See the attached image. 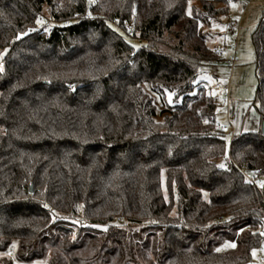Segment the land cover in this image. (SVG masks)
Listing matches in <instances>:
<instances>
[{
  "label": "trees",
  "instance_id": "16d2710c",
  "mask_svg": "<svg viewBox=\"0 0 264 264\" xmlns=\"http://www.w3.org/2000/svg\"><path fill=\"white\" fill-rule=\"evenodd\" d=\"M233 1L0 0V264H253L264 133L199 79ZM252 43L263 122L264 11Z\"/></svg>",
  "mask_w": 264,
  "mask_h": 264
},
{
  "label": "rangeland",
  "instance_id": "374dc122",
  "mask_svg": "<svg viewBox=\"0 0 264 264\" xmlns=\"http://www.w3.org/2000/svg\"><path fill=\"white\" fill-rule=\"evenodd\" d=\"M48 8L44 9L45 15L48 14ZM264 11V0H235L231 2L228 14L223 18L221 25L215 24L212 31L218 32L209 43L218 45L221 48H228L226 54H235L239 59V62L233 68L230 65L216 64L203 68L202 73L199 75V79L205 81L210 88V92L214 94L217 104V118L218 121L228 124V102L224 100L215 90V84L220 82L221 78L215 73L216 70L223 71V74L228 78L233 73V100L234 104L240 103L237 107L234 105V119L239 118L240 121H249L253 119L255 121V115L252 113V102L256 95L258 86V77L256 74L255 64V49L252 43V33L255 30L257 24L261 20L262 13ZM231 22H235V26L231 25ZM114 27L135 47H139L142 42L120 29L118 26ZM234 48L232 51L231 49ZM232 71V73H230ZM174 95L172 93L166 94L164 102L172 104L174 101ZM159 101L161 102L160 98ZM252 114L254 116H252ZM225 120V121H224ZM237 120V119H236ZM262 122L258 130H261ZM229 136L226 134V138ZM83 218V217H81ZM120 224H125L126 220L121 219ZM264 236V228H263ZM253 264H264V238L262 244L255 248L252 252ZM16 264H39L34 263H21Z\"/></svg>",
  "mask_w": 264,
  "mask_h": 264
},
{
  "label": "crops",
  "instance_id": "0c3cea01",
  "mask_svg": "<svg viewBox=\"0 0 264 264\" xmlns=\"http://www.w3.org/2000/svg\"><path fill=\"white\" fill-rule=\"evenodd\" d=\"M238 63H240V62H238ZM215 73L221 78L220 83L226 85L230 90V93L228 96L219 95L222 98H224V100H227L228 107H229L228 114L226 117L228 119V121H227L228 124H225L226 123L225 120H224L225 121L224 124L222 122L218 121L219 125L223 126L225 128L224 129L225 134H227L229 136L227 138V141H230L232 139L233 135H235V134H240V133H244V132H251V131H258V127H260V125H261V118H260V115L254 106H253L254 111H252V113L256 116L255 121H253V119H250L249 121H245V120L240 121L239 118H236L237 119L236 120V119H234V116L232 115V114H234V112H232V111H234V105L236 104L235 106H237V107L240 106V103H237V101L234 104V100H233V89H232V87H233V78H232L233 73H232V71L230 72V73H232V75H230L229 78L223 74V71L216 70ZM252 105H253V102H252ZM253 114H252V116H254Z\"/></svg>",
  "mask_w": 264,
  "mask_h": 264
},
{
  "label": "built area",
  "instance_id": "2783aa9c",
  "mask_svg": "<svg viewBox=\"0 0 264 264\" xmlns=\"http://www.w3.org/2000/svg\"><path fill=\"white\" fill-rule=\"evenodd\" d=\"M91 3H93V0H88V4H91ZM90 17H91V15L89 13H87L84 16V18H86V19H88ZM114 23H118V19H114ZM231 25L235 26L236 24H235V22H232ZM126 26H127L129 34L133 35L135 33L134 26L131 23H127ZM227 49L228 48H219L216 56L214 58L210 59L209 63H211V64L212 63L213 64H224V65H230V66L234 67L239 62V59L237 58V56L235 54L227 55L226 54ZM231 50L233 51L234 48H232ZM215 90L218 93V95L228 96L230 93L229 88L220 82L215 84ZM219 127L223 130L225 129L223 126L219 125ZM230 143H231L230 141H227L228 145H230ZM223 166L225 168L229 167V163L227 160L223 162ZM248 177L251 180H255L256 174H249ZM80 221H81V223H84L85 218H81ZM7 255H9V256L12 255V251H8Z\"/></svg>",
  "mask_w": 264,
  "mask_h": 264
},
{
  "label": "water",
  "instance_id": "95a60500",
  "mask_svg": "<svg viewBox=\"0 0 264 264\" xmlns=\"http://www.w3.org/2000/svg\"><path fill=\"white\" fill-rule=\"evenodd\" d=\"M261 130H262V132L264 133V121L262 122V128H261ZM33 188L31 187V190H32Z\"/></svg>",
  "mask_w": 264,
  "mask_h": 264
},
{
  "label": "snow or ice",
  "instance_id": "6c2138e0",
  "mask_svg": "<svg viewBox=\"0 0 264 264\" xmlns=\"http://www.w3.org/2000/svg\"><path fill=\"white\" fill-rule=\"evenodd\" d=\"M0 70H2V69H0ZM262 186H264V185H262ZM45 207H47V205H45ZM13 246H15V245H13ZM234 246V245H233Z\"/></svg>",
  "mask_w": 264,
  "mask_h": 264
}]
</instances>
